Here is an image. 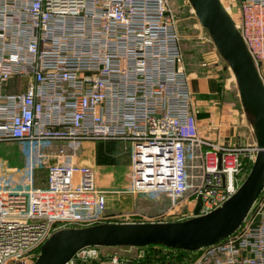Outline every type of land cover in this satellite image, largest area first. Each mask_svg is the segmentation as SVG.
Masks as SVG:
<instances>
[{
    "label": "built area",
    "instance_id": "2783aa9c",
    "mask_svg": "<svg viewBox=\"0 0 264 264\" xmlns=\"http://www.w3.org/2000/svg\"><path fill=\"white\" fill-rule=\"evenodd\" d=\"M237 5L233 21L264 85V0ZM196 113L168 0H0V142L51 160L44 186L31 156L27 178L0 181V264H33L55 231L108 220L107 190L78 159L81 141L131 142L129 191L187 203L149 221L191 218L199 197L200 215L221 206L259 148L203 136ZM51 142L61 147L43 152ZM65 264H264V188L214 244L90 245Z\"/></svg>",
    "mask_w": 264,
    "mask_h": 264
},
{
    "label": "water",
    "instance_id": "95a60500",
    "mask_svg": "<svg viewBox=\"0 0 264 264\" xmlns=\"http://www.w3.org/2000/svg\"><path fill=\"white\" fill-rule=\"evenodd\" d=\"M201 24L232 69L243 108L253 117L258 152L251 170L221 206L207 214L173 221H105L55 231L42 245L33 264H65L90 245L146 246L160 244L196 250L214 244L238 229L264 188V85L253 58L222 0H190Z\"/></svg>",
    "mask_w": 264,
    "mask_h": 264
},
{
    "label": "crops",
    "instance_id": "0c3cea01",
    "mask_svg": "<svg viewBox=\"0 0 264 264\" xmlns=\"http://www.w3.org/2000/svg\"><path fill=\"white\" fill-rule=\"evenodd\" d=\"M188 2L190 3V7ZM169 4L175 15L180 33V45L183 52L184 64L189 74L194 103L199 108L198 117L201 119L198 124L200 133L215 141L239 143L237 139L239 141L243 137L239 134V137L237 136V125L231 119L230 104L226 102L222 103L219 100L221 99V93L224 91L220 88V79L217 73L211 71L213 68L209 64L210 61L204 57L209 54L215 55L219 52L212 37L199 21L190 0H170ZM186 6L189 11L186 12L189 15V21L188 18L186 19V14L182 18L185 11L181 9ZM247 139L249 141L244 142L245 139H243V142L240 143L246 144L255 141V139L251 138V135ZM58 143H55L57 144L55 146L51 145L48 147L49 149L52 148L48 152H54L59 149L61 143ZM88 143L89 147L84 145V143L79 144L77 156L79 160L95 168L99 184L107 190L105 211V214L109 217L107 222L149 221L167 209L162 203L163 195L161 194V196L159 194V196H152L150 194H136L129 191L132 174V147H128L130 155L123 157L124 153L119 154V152L110 153L104 151L97 154L96 149L99 143L106 144L107 142L88 140ZM91 145L93 148H91ZM27 149L28 154L25 156L26 158L24 157L23 167L26 170L28 169V177L31 173L28 167L30 156L33 158L34 167L38 165L34 162L36 151L31 155L29 147ZM47 166L48 164L44 166L46 170ZM15 167L16 165L12 169L14 170ZM7 175L10 174L3 173L0 181L5 179L8 182H17L9 181ZM46 175L35 180L36 184L44 186ZM33 177L35 178L34 173ZM171 208L175 211L178 209L176 206H172Z\"/></svg>",
    "mask_w": 264,
    "mask_h": 264
},
{
    "label": "rangeland",
    "instance_id": "374dc122",
    "mask_svg": "<svg viewBox=\"0 0 264 264\" xmlns=\"http://www.w3.org/2000/svg\"><path fill=\"white\" fill-rule=\"evenodd\" d=\"M168 1L170 3V0ZM222 2L226 10L231 15L232 19L238 23L239 17H240V11L237 5V0H222ZM188 5L190 7L189 2H188ZM187 6L181 9L182 11H185L182 15V18L186 14L185 15L186 19L188 18V21H189V15L188 13H186V12H189ZM204 57H206V59L210 61L209 64H211L213 68L211 69V71L214 73H217L220 79V88L223 89L224 91L221 93V99L219 100L222 103L226 102L230 104L231 119L237 125V136L238 134L241 135L243 139H245L244 142L249 141V139L247 138L250 137V135H251V138L255 139L254 128H253V117L247 111H245V109L242 106V103L239 97V91H238L236 78H235V75L232 69L230 68L228 63L225 61V59L222 57V55L219 52L216 53L215 55L209 54ZM195 109L197 110V113H196L197 121L198 123H200L201 118L198 117L199 108L196 107V105H195ZM243 139H240L239 141L237 139V142L239 143L243 142ZM101 141L107 142V143L106 144L99 143L96 149L97 154L104 152V151H108L110 153H113V152H116V153L119 152V154L124 153L123 157L130 155L129 148L132 147L131 142L129 143L126 140H120V139H115V140L109 139V140H101ZM46 143H50V142H46ZM55 143H58V142H51V145L53 146L57 145ZM83 143L84 145H87L89 147L88 140L81 141L79 144H83ZM27 147H28L27 144L23 142H0V178L2 177L1 175L3 173L10 174V175H7L9 181L23 180L27 177L28 169L26 170L23 167L24 157L27 156L28 154ZM91 148H93L92 145H91ZM51 150L52 148L49 149L48 146L43 148V152L45 153ZM34 162L38 165L34 169L35 180H37L46 175L47 170H46V167L44 166H46L47 164H50L51 161L48 158L40 157L36 151L34 155ZM193 162L195 163L196 166L199 164L196 159H194ZM15 165L16 167L13 170L12 168ZM153 194L157 196L159 192H156ZM160 194L163 195L162 203L166 206L167 209L169 208L171 209L172 204L170 202V199H168L165 193H160ZM186 204L187 203L185 201H182V203L180 204L181 206L178 207L177 211L178 212L181 210L186 211L187 209ZM155 217H160V215L157 214V216Z\"/></svg>",
    "mask_w": 264,
    "mask_h": 264
},
{
    "label": "trees",
    "instance_id": "16d2710c",
    "mask_svg": "<svg viewBox=\"0 0 264 264\" xmlns=\"http://www.w3.org/2000/svg\"><path fill=\"white\" fill-rule=\"evenodd\" d=\"M153 245H156V244H151V245H148L149 247L153 246Z\"/></svg>",
    "mask_w": 264,
    "mask_h": 264
}]
</instances>
